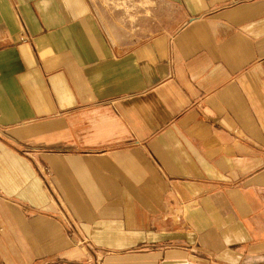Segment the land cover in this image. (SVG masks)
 Listing matches in <instances>:
<instances>
[{
	"label": "crops",
	"instance_id": "0c3cea01",
	"mask_svg": "<svg viewBox=\"0 0 264 264\" xmlns=\"http://www.w3.org/2000/svg\"><path fill=\"white\" fill-rule=\"evenodd\" d=\"M0 0V264H264V0Z\"/></svg>",
	"mask_w": 264,
	"mask_h": 264
},
{
	"label": "rangeland",
	"instance_id": "374dc122",
	"mask_svg": "<svg viewBox=\"0 0 264 264\" xmlns=\"http://www.w3.org/2000/svg\"><path fill=\"white\" fill-rule=\"evenodd\" d=\"M112 39L137 41L149 34L155 0H92Z\"/></svg>",
	"mask_w": 264,
	"mask_h": 264
}]
</instances>
